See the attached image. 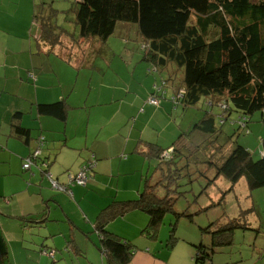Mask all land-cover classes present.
Masks as SVG:
<instances>
[{
	"label": "crops",
	"instance_id": "crops-1",
	"mask_svg": "<svg viewBox=\"0 0 264 264\" xmlns=\"http://www.w3.org/2000/svg\"><path fill=\"white\" fill-rule=\"evenodd\" d=\"M7 34L13 33L0 29V264H113L101 245L98 214L114 201L138 197L145 176L156 164L145 155L147 142H160L165 131L147 119L148 109L155 116L172 105L167 98L164 107L161 101L157 106L124 101L134 95L129 84L115 89L111 97L85 91L83 69L96 68L97 60L91 58L102 49L93 39L86 48L78 40L66 44L61 35L56 41L39 38L18 48L16 37ZM87 51L92 56L85 55ZM143 56L141 60H148L144 52ZM75 69L76 81L71 82ZM115 97L122 101L105 105ZM61 99L67 103L64 120L37 109L38 103ZM220 115L216 114L219 119ZM151 123L159 132L157 139L146 135ZM16 124L30 129L28 141L15 133ZM40 137H44L41 157L24 169V159L38 146ZM89 159L97 162L85 186L52 187L46 171L67 183L68 172L77 173ZM240 182L248 186L242 177L232 190ZM147 220L145 213L132 208L104 225L135 245L131 264H209L208 260L195 261L189 237L182 250L175 249L179 237L171 249L157 241L159 236L150 238L143 231ZM44 250H54V256Z\"/></svg>",
	"mask_w": 264,
	"mask_h": 264
},
{
	"label": "trees",
	"instance_id": "trees-1",
	"mask_svg": "<svg viewBox=\"0 0 264 264\" xmlns=\"http://www.w3.org/2000/svg\"><path fill=\"white\" fill-rule=\"evenodd\" d=\"M75 2L80 39L105 41L121 21L138 25V32L145 41L142 44L145 59L152 61L157 70H167L169 73L167 78L162 79L163 84L158 86L157 92H153L159 98V104L160 96L167 94L165 86L170 84V100L175 104L196 106L201 99H206L211 106H221L222 103L228 106L221 107L220 125L216 122V114L209 110L188 132H181L168 148L147 142L145 155L155 160L156 164L152 175L145 176L138 197L114 201L99 212L97 226L103 250L109 254L113 264H131L135 245L120 239L104 225L118 214L135 208L147 215L148 223L143 231L156 239L165 215L174 211L178 190L171 189V186L179 185L182 175L191 177V171L195 170L194 173L208 178L207 185L224 176L230 181V190L242 177L249 189L264 186V137L262 153L255 159L245 145L235 141L232 134L221 127L230 121L239 130H246L250 116L258 110L264 112V0ZM45 33L48 32L44 31V41H51ZM179 71L181 84L177 83L174 75ZM180 93L182 96L179 97ZM37 109L40 113L59 119L67 117L64 99L38 103ZM233 110L245 118L246 127L231 119ZM222 118L225 120L222 121ZM29 130L19 124L15 126V133L26 141L30 139ZM159 188L165 189L166 193L160 195ZM223 200L224 197L194 214L175 212L176 217L187 216L192 220L195 214L207 212ZM241 220L234 218L224 223L216 220L202 227V234L211 235V243L195 245V261L212 260V254L218 247L232 244L235 230L248 228L247 223ZM175 231L176 222L172 224L165 243L168 249L173 248L178 239Z\"/></svg>",
	"mask_w": 264,
	"mask_h": 264
},
{
	"label": "rangeland",
	"instance_id": "rangeland-1",
	"mask_svg": "<svg viewBox=\"0 0 264 264\" xmlns=\"http://www.w3.org/2000/svg\"><path fill=\"white\" fill-rule=\"evenodd\" d=\"M75 8V0H0V29L3 28L5 32L13 33L7 35H10L11 39L16 37L18 48L27 47L32 41L37 43L39 38L44 37V31L48 32L45 34L50 37L51 41L61 35L66 44H70L72 40H78L80 46L86 48L91 40L80 39ZM7 35L5 37H8ZM96 40L102 48L96 51V56H92L89 51L85 52L88 57L92 56L91 60H97L95 69H83L87 73L83 83L85 91L91 90L94 95L101 91L111 97L115 89L129 84L131 92L134 90V95L131 93L123 100L136 101L137 105L142 106L155 94L154 91L157 92L158 86L163 84L162 79L169 76L166 70L162 77L152 61L141 60L144 57L142 44L145 41L139 34L136 23L118 22L114 33L107 40ZM80 53L82 54L83 51ZM124 65H130L131 68H124ZM133 67L136 70L130 72ZM125 69L126 71H124ZM169 70L171 71V69ZM75 71L71 82L76 81L78 71L77 69ZM174 75L177 83L181 84V72H175ZM81 85L82 83H79L77 89ZM151 86L152 92L149 94ZM165 87L167 94L165 97L160 96L161 107H164L165 101L168 103L167 99H169L172 109L163 108L155 116L149 113L148 109L147 119L155 122L161 128L160 130H165L160 135V142L151 139L149 142H159V145L168 148L177 140L181 132H188L195 122L204 116L205 112L209 110H213L215 114L222 112L220 105L211 106L207 104L206 99H201L196 106L185 107L182 103L175 104L170 100L172 95L170 84ZM137 91L138 98H136ZM104 100L107 102L110 99ZM112 100L111 104L105 105H115L122 101L116 97ZM229 105H231L230 102ZM218 109L220 110L218 111ZM230 116L231 119L238 120L239 113L237 110H233ZM250 117L248 133L246 130H239L238 126L230 124V121L221 127L228 134H232L235 141L237 140L249 148L252 157L257 159L260 157L264 137V112L258 110ZM130 121L133 122V118ZM216 122L220 125L218 116H216ZM151 127L152 123L146 135L159 138V132L154 131ZM191 172V177L186 174L182 175L178 182L179 185L176 183L171 186V189L178 190V193L175 194L178 195V198L174 203V211L168 212L163 219L157 241H162L165 245L172 224L176 222L175 235L179 237L180 242L175 249L182 250V247L188 246V241L185 242V240L191 239L194 244L192 247L195 256V245L200 242L211 243V235L202 234V227H207L216 220L224 223L234 218H241L247 223L248 228H237L232 244L218 247L212 254V260L208 259V263L264 264V186L249 190L248 186L240 182L235 190H230L231 184L224 176L219 177L215 183L207 185L209 180L205 175L194 173L195 170ZM152 173L153 168L150 169L148 175L151 176ZM158 192L160 195L166 193L165 189L161 188L158 189ZM223 197L224 200L220 205L212 206L207 212L195 214L192 220L187 216L176 217L175 212L194 214L200 208L218 202ZM243 213L245 214L242 215ZM188 237L190 239H187Z\"/></svg>",
	"mask_w": 264,
	"mask_h": 264
},
{
	"label": "built area",
	"instance_id": "built-area-1",
	"mask_svg": "<svg viewBox=\"0 0 264 264\" xmlns=\"http://www.w3.org/2000/svg\"><path fill=\"white\" fill-rule=\"evenodd\" d=\"M178 96L179 97L182 96V93H180ZM148 102L151 104H154V105H158L159 104V98L156 95H152L148 99ZM221 107L227 108L228 106H227V104L222 103ZM224 120L225 119L222 118V121H224ZM235 122L239 123L242 127H246V125H247L245 122V118H243L241 116H238V120ZM43 143H44V137H40L38 140V146L34 149V151L28 157H26L24 159V164H23L24 169H30L31 166L39 160L41 153H42L41 148H42ZM43 164L47 166V162L44 161ZM95 165H96V160L90 159L88 162L81 165V167L79 168V171L77 173L74 174V173L68 172L67 183L58 182L54 178L52 173L49 171H46V176L50 180L53 188L67 190V189H69L70 184H78L81 186H85L87 184L89 178H90V171L95 167ZM44 253H47L51 256H54V250H50V251L44 250Z\"/></svg>",
	"mask_w": 264,
	"mask_h": 264
},
{
	"label": "water",
	"instance_id": "water-1",
	"mask_svg": "<svg viewBox=\"0 0 264 264\" xmlns=\"http://www.w3.org/2000/svg\"><path fill=\"white\" fill-rule=\"evenodd\" d=\"M41 157V156H40ZM50 172V171H49ZM48 178V177H47Z\"/></svg>",
	"mask_w": 264,
	"mask_h": 264
}]
</instances>
